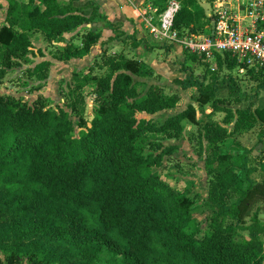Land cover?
<instances>
[{
	"label": "trees",
	"instance_id": "trees-1",
	"mask_svg": "<svg viewBox=\"0 0 264 264\" xmlns=\"http://www.w3.org/2000/svg\"><path fill=\"white\" fill-rule=\"evenodd\" d=\"M6 1L7 18L0 28V264H262L264 178L251 177L247 154L236 155V148L230 153L224 145L227 130L211 122L201 130L211 179V215L204 226L194 218L188 198L168 187L157 172L173 148L155 153L159 141L182 135L185 121L199 126L196 109L190 107L160 126L138 120V113L175 109L180 97L158 86L141 96L134 78H151V69L139 60L105 53L94 66L73 75L65 108L53 107L42 96L30 103L2 92L9 73L31 63L37 37L51 46L54 60L69 63L92 53L102 29L98 24L113 32L110 41L124 35L93 4L87 15L74 0ZM171 1L181 6L174 20L180 36L198 34L207 25L201 2L212 0H149L160 13ZM89 25L80 46L73 41L77 35L71 41L65 38ZM60 42L64 48H54ZM133 45L138 49L140 44ZM38 54L46 58L41 50ZM202 64L211 80L185 71L181 89L196 88L198 103L217 110L221 81L213 73L238 69L239 64L228 55L217 56L215 71ZM52 65L43 61L24 74L43 83ZM96 70L108 72L97 75ZM246 74L264 76V70L248 69ZM87 88L92 91L86 93ZM88 95L95 102L87 117ZM251 110L238 111L235 130L262 128L255 150L263 156L264 108ZM245 152L259 159L254 149Z\"/></svg>",
	"mask_w": 264,
	"mask_h": 264
},
{
	"label": "rangeland",
	"instance_id": "rangeland-1",
	"mask_svg": "<svg viewBox=\"0 0 264 264\" xmlns=\"http://www.w3.org/2000/svg\"><path fill=\"white\" fill-rule=\"evenodd\" d=\"M121 1L126 8L131 7L134 2V0ZM76 3L80 8H83V14H90L91 10L86 6L89 4L88 0H83L82 2L76 0ZM6 5H9L8 2ZM201 5L207 9V5L203 1ZM121 9L124 10L123 8ZM101 14L105 13L102 12ZM110 16L116 22L115 24L120 27L119 33H124V35H118V38L107 43L108 45H105L107 47L102 48L106 52L105 54L111 56V58L125 57L131 60H139L146 64L153 72V76L149 79L134 78L140 95L145 96L151 86H158L167 95H178L180 97V101L175 109L155 115L138 113L136 118L138 120L151 121L160 126L169 118L186 111L190 107L196 109L199 126H194L185 121L183 123L184 131L182 135L177 139L159 141L158 144H161V148L155 153L161 154L163 150L173 148V154L164 156L163 167L159 168L157 172L161 180L168 187L177 194L188 198L192 204L194 218L198 223L205 226L207 219L211 215V211L207 208L211 179L206 169L207 142L201 138V130L208 122L218 124L227 130L230 135L224 142V145L229 149L231 154H233L232 148L237 149L236 155L247 154L249 157L248 168L254 170L251 177L262 181L264 178V152L262 153L263 156H261L257 151L258 149L255 150V148H258L259 134L263 130L259 126H256L253 130L239 129L236 131L235 124L238 120L239 110L245 111L251 107V111H254L264 108V76L242 74L238 69L231 71L217 70L213 74H216L221 81L219 91L216 93L218 109L214 110L212 104L201 106L198 103L200 94L196 88L187 91L181 89V82L188 77L187 73H194L195 77L200 78V80L205 79L206 82L211 80L210 77L206 79L208 70L201 62L193 60L186 55L177 44L167 49V46L170 44L155 42L150 36L149 31L139 23L138 19L127 18L124 13L122 16L110 13ZM131 22L135 27L133 31L130 30ZM87 29V26L80 28L79 33L76 34L77 36L75 35L76 43L82 41V36L86 33ZM126 29L130 30L131 35L128 36L131 37H127ZM37 42L35 41L33 44L34 56H31L29 59L31 63L11 71L7 76L8 82L1 88L2 92L14 93L17 97H25L30 103H33L39 96H42L53 102V107L65 108L68 86L72 83L73 75L82 73L91 66H94L96 58L100 60L102 53L100 54L94 50L93 54L97 56L95 55L96 57L92 58V61L88 65H79L74 70L69 65H67L68 67L61 68L52 63L53 66L50 68L47 81L37 83L36 81H30L24 72L28 68H35L37 64L43 61H55L51 56V46H47L46 44L43 45L44 50H41L42 52H46V55L44 53L46 58L41 57L40 54L37 55L40 46ZM134 42H140L138 49L134 48ZM64 46V43L60 42L55 44L54 48H64ZM96 46H99V43ZM101 46L103 47L102 44ZM145 48H147V51H145ZM107 72L106 70L102 72L96 70L97 75H106ZM23 83H28L31 87L24 88L21 85ZM91 91V88L85 90L86 93ZM94 102L95 97L88 95L87 104L89 110H87V117L92 115ZM230 115H233V117H231L232 120L229 122ZM74 121L77 123V119ZM79 132L80 130L77 128L76 133L78 134ZM252 149H254V156L259 157L257 161L253 160L250 154L245 152V150L252 151ZM250 218L246 220L247 224H251ZM260 220L264 224V211L260 214ZM1 256L5 258L3 253H1ZM24 264H28V260H25Z\"/></svg>",
	"mask_w": 264,
	"mask_h": 264
},
{
	"label": "built area",
	"instance_id": "built-area-1",
	"mask_svg": "<svg viewBox=\"0 0 264 264\" xmlns=\"http://www.w3.org/2000/svg\"><path fill=\"white\" fill-rule=\"evenodd\" d=\"M206 5L207 25L198 34L180 36L174 29L181 8L177 1L169 2L162 13L149 4L137 19L155 42L179 45L212 71L218 55L235 60L242 74L264 70V0H212Z\"/></svg>",
	"mask_w": 264,
	"mask_h": 264
},
{
	"label": "crops",
	"instance_id": "crops-1",
	"mask_svg": "<svg viewBox=\"0 0 264 264\" xmlns=\"http://www.w3.org/2000/svg\"><path fill=\"white\" fill-rule=\"evenodd\" d=\"M72 1L73 0H59L60 3H70ZM74 1H75V5L77 7H80L76 3V0H74ZM80 1L82 2L83 0H80ZM36 2L38 3V0ZM91 2H94V3H91ZM88 3L89 4L86 5L87 7L88 6L90 7V4L95 5L99 9L100 14L102 12H104L105 14H102V15H105L109 19V21H111L113 23H116V22H114L112 20L113 18L110 16V13H113V14H116V15H119V16L120 15L122 16L123 13H124L127 18H131L132 17L134 19H137V17L140 14V11H142L143 9L148 7L149 4H151L149 2V0H134V2L132 3V6L126 8V6H123V3H122L121 0H88ZM6 4H7L6 0H0V6L2 7L1 14H0V28L5 24V21H6V18H7L8 5H6ZM121 8H123L124 10H122ZM97 26L99 28H102L101 29V33H100V35H98V37H97V39L95 41V45L93 47L92 53L89 56L85 57L84 59L72 60L69 63H63V62H59V61H56V60L54 62H51V61L50 62L53 63L54 65L56 64L58 67H61V68L62 67H66L67 65H69L74 70L79 65H83V64L84 65H86V64L88 65V63L90 61H92V58H95L97 56L96 54H93L94 50H96L100 54L101 53H106L104 50H102V48L104 49L105 47H107L105 45H108L107 43L111 42L110 39L112 37H114V36H112L113 32L109 31L108 29H105L103 27V24H98ZM87 27H88V29H90L92 26L89 25ZM134 28L135 27H134L133 23L131 22L130 30L133 31ZM130 30H127V32H126L127 36L131 35L130 32H129ZM79 31H80V29H78L76 32H74L72 34L66 35L65 38L68 41H71V40H73L74 36L77 33H79ZM132 35H133V33H132ZM128 37H131V36H128ZM35 41H38L37 43L40 44L38 50H44V46L43 45L45 43L43 42L42 37H37L33 41V44H34ZM73 41H74V43H76L77 40H73ZM81 43H82V41L81 42L78 41L76 44H78L80 46ZM98 43H99V46H96ZM138 43L140 44V42H138ZM101 44L103 45V47L101 46ZM139 47H140V45H139ZM145 51H147V48H145ZM43 53H45V55H46V52H43ZM79 63H82V64H79Z\"/></svg>",
	"mask_w": 264,
	"mask_h": 264
},
{
	"label": "water",
	"instance_id": "water-1",
	"mask_svg": "<svg viewBox=\"0 0 264 264\" xmlns=\"http://www.w3.org/2000/svg\"><path fill=\"white\" fill-rule=\"evenodd\" d=\"M93 120H94V117H91V118H90V122H89V124H88L89 128H92V122H93ZM3 260H5L4 257H3ZM262 264H264V261H263Z\"/></svg>",
	"mask_w": 264,
	"mask_h": 264
}]
</instances>
